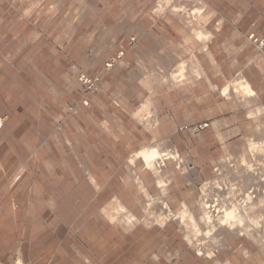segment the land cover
I'll return each mask as SVG.
<instances>
[{
	"label": "rangeland",
	"instance_id": "1",
	"mask_svg": "<svg viewBox=\"0 0 264 264\" xmlns=\"http://www.w3.org/2000/svg\"><path fill=\"white\" fill-rule=\"evenodd\" d=\"M205 1L215 13L206 25L213 34L207 44L170 13L159 17L155 10L163 0H0V113L22 108L33 119L37 105L46 107L40 125L45 140L34 142L35 127L28 124L27 146L17 140L18 152L23 156L26 150V156L34 148L39 151L31 172L44 185L46 199L55 193L50 181H55L56 174L65 189L56 213L49 212L32 189L12 190L7 180L17 167L12 156L16 147H1L0 128V264H16L20 256L24 264H86L74 250L75 244L91 255L89 264H264L262 230L250 232L255 238L263 235L256 242L253 236L238 237L237 231L223 228L216 229V238L200 235L206 253L201 256L187 243L179 220L171 219L163 227L157 220L164 206L173 211L180 208L168 202L170 191L179 199L190 196V186H195L198 196L189 207L198 213L204 184L218 169L230 160L236 166L225 172L238 177L242 155L250 161L259 157L249 152V141L264 144V103L257 92L248 97L241 70L231 74L229 66L235 65L229 56L234 55L235 46L228 49L226 45L233 41L253 47L248 35L264 36V0ZM242 15L247 27L236 32ZM211 41L220 46L214 45L213 53ZM122 51L124 55L118 57ZM112 59L114 66L108 69ZM195 59L199 68L206 63L212 73L206 102L213 115L206 117V130L223 128L228 114L235 125L210 136L212 153L201 150L203 160L215 158V165L209 170L207 164L205 173L193 164L190 149L201 136H190L198 132H193L195 126L187 127L193 123L194 108L203 107V98L199 99L203 87L197 83L205 70L193 78ZM181 63L185 71L177 77L182 80L175 82L170 76L177 74ZM80 74L100 78L93 92H84ZM149 77H154L153 88L146 84ZM228 85L232 89L224 91ZM23 89L35 92V101L24 96ZM85 97L88 107L81 103ZM148 102L142 115L136 116ZM154 145L167 154V160H158L165 166L155 169V174L145 169L143 158L133 166L127 162ZM177 154L185 160L181 165ZM86 168L98 176L100 195L85 181L83 185L76 182L87 178ZM125 179L131 180L130 186ZM115 199L141 222L130 228L122 224L129 231L125 238L118 229L114 238L106 222L105 210ZM11 201L16 212L10 211ZM146 209L151 224L142 223ZM51 224L61 225L51 229Z\"/></svg>",
	"mask_w": 264,
	"mask_h": 264
},
{
	"label": "bare ground",
	"instance_id": "2",
	"mask_svg": "<svg viewBox=\"0 0 264 264\" xmlns=\"http://www.w3.org/2000/svg\"><path fill=\"white\" fill-rule=\"evenodd\" d=\"M196 1L199 3L198 5L194 6L190 0H163V2L158 5L159 8L156 7L158 9H156V12H154L160 14L159 17L161 15H164L165 17L168 13H170L174 19L178 18L180 21L182 20L185 24L186 30L190 31V33L194 34L195 36L200 37L202 41L204 40L205 44H207V40H209L213 34L206 29V25L211 19H213L215 13L205 0ZM195 62L197 64V69L192 72L194 73V77L191 76V78H196L199 75H202L204 72L202 67H198V60L195 59ZM185 67V64H179L177 74L173 73L172 77L170 76V78L174 79L175 81L178 76H183ZM159 77L160 76H156L155 79L163 78ZM177 79L179 80L180 78ZM185 80L187 79L185 78ZM146 82L148 86L152 88L154 87V77H149ZM173 84L175 83L173 82ZM245 84L247 90L246 93L249 94L248 97H253L256 94V91L252 88L249 81L246 80ZM230 87L231 86L229 85L224 87V91L226 89H232ZM233 91L234 93L236 92L235 89ZM149 105V102L144 103L136 116L142 115L141 113L144 112L143 109H146ZM148 121L149 122H147V125L150 124V120ZM0 124L2 128L4 124V120L2 118H0ZM261 142L249 141L248 148L251 150L249 152H253V155H258L259 157L256 158L255 156V161H250L247 155H242L239 166L242 167L240 170H238V174L240 173L238 177L234 175L231 178V174L229 175L230 172H227L229 175L228 177L227 173L225 172L226 169L236 166L229 160L228 165H226V163L223 164V166L218 169L217 175L209 179L204 184L202 189L200 209L199 211L197 210L198 213L195 214L193 209H191L185 203L175 211L167 209V207L164 206L163 209L160 210V214L157 217L158 224H160L159 226L163 227L171 219L179 220L183 226V230H185L184 236L187 243L191 244L192 246L194 245L198 254L201 256L205 255L206 253L205 249L203 248V243L200 241V238H198L200 235L216 238L214 237L216 236L214 233L216 229L223 228L230 232L237 231L239 235L238 237L246 236L247 238H251L253 236L252 233H250L251 231L253 234H255L256 231H264V144ZM165 155L167 154H163L158 145H154L143 148L136 152L127 162L133 166V163L136 159L143 158L145 162V169H149V171L155 174V169L165 166L162 163L163 160L166 159L164 158ZM177 157L179 158V165H181L185 160L181 155L177 154ZM160 158L163 160L159 163L158 160ZM159 172H161V170H159L158 173ZM233 181H237V183H234ZM240 194L242 195L240 196ZM259 207H261L262 210H259ZM105 213L112 224H125L128 227H131L133 226V223H141L139 218H137L133 212L129 211L120 199H115L114 202L110 203L109 207L106 208ZM145 213L146 216L142 223L151 224L152 216L150 211L146 209ZM203 227H206L207 230L205 231ZM262 236L258 237L260 238ZM258 237L255 238L254 235L252 238L255 241V239H258ZM16 264H23L21 258ZM226 264L232 263L228 262Z\"/></svg>",
	"mask_w": 264,
	"mask_h": 264
},
{
	"label": "crops",
	"instance_id": "3",
	"mask_svg": "<svg viewBox=\"0 0 264 264\" xmlns=\"http://www.w3.org/2000/svg\"><path fill=\"white\" fill-rule=\"evenodd\" d=\"M244 19H245V15H242L237 19L238 23L235 25L236 32L245 31L244 28L247 27V24L244 23L245 21ZM235 43H238V42H235ZM216 44L214 43V41H211L209 44V49L212 53H213L212 49L214 45ZM226 45L228 49L235 46L234 55L229 56V59H231L230 61L234 63L235 65V67H232L233 69L229 66V69L231 70V74L234 72L232 70H235L236 73H238V71L241 70L244 77H246V79L250 82L252 88L257 92L261 102L264 103V52L259 54L260 51L255 46L253 47L244 46L243 44L242 46H238V44L234 45L233 41H229ZM215 47L219 48L220 46L216 45ZM203 69L205 70V76L201 77L199 79V82L197 83L198 85L203 87L202 95L199 96V99L203 98V107L198 110L194 108V113L192 114L193 123L190 125H187V127L188 126H198L204 122H207L209 121V118L208 120L206 118L207 115L208 114H210V116L213 115L211 104H208L206 102V97H208L209 92L211 90L210 84H211L212 73L206 63H204ZM21 72H23V69L21 70ZM45 78L46 77H39V79H43V80H45ZM52 82L53 81H51V85H52ZM23 92H24V96L27 95L28 98L35 101L36 99L34 96L35 92H32V91L26 92L24 89H23ZM60 100H61V97H60ZM83 107H88V106H83ZM37 108L38 109H35L36 113L31 114L33 119H29L26 115V112L22 108L20 109L18 108L16 110H9V111L0 113L1 116L6 117L4 124L1 128L2 130L1 131V147H10L13 149L16 147V149H14L13 151L14 155L12 156L15 158L14 161L17 160V163H16L17 167L16 169H14L13 174L8 177L7 181H9V187L12 190L32 189V191H34L33 194L36 195L38 199L42 198L45 201L44 203L48 207L47 208L48 211L52 213H56L58 212L57 207H59V205L62 203V197L65 193V189L62 188L61 186V182H62L61 176L59 174H56L54 177L56 178L55 181L53 180L50 181V184L55 189V193L51 194L50 197L46 199V194H45V190L43 187L44 185L41 184L37 179H35V177L32 176V172H31V169H32L31 166H34L32 161L33 159H35V157H37V155L39 154V151H36L37 149L34 148L30 153H27V155L25 156L26 150L23 148L25 150L24 155L20 156L18 152L19 145L16 143L17 140H23L25 141V146H27V142H28L27 134L29 131L28 124H30L32 127H35L34 131L36 135L35 137H32V140L34 142L35 140L40 141L42 139V142L45 140V137H43L42 135V130L40 128V125L42 121V112L43 110L46 111V107L43 104H39L37 105ZM209 111L210 113H208ZM226 116H228L226 119V124H223V128L221 129H214L212 126V128H209L208 130H206V128L203 130H200L197 135H194L192 133L190 135L189 134L190 132L188 133V131H186V133L192 137L201 136V138L199 140H196V142H194V144L191 145L190 147L191 153L194 156L193 164L197 167V169H199L200 173H205L206 169L208 168L207 164L209 166V170L212 168V166L215 165L214 157L211 156L209 160H203L200 155L201 150L203 151L207 150L208 152L212 153L214 149V145L212 144V141L209 139L210 136H214L217 133H221V132H228L229 128L235 126L230 118L233 115L228 114ZM18 117H23V119H18ZM220 122H223V120ZM18 134H23V136H20V139H19ZM66 139L70 141L69 137H67ZM35 146H38V145H35ZM193 164L191 163V165ZM168 166L169 164L167 165V169H168ZM85 170L87 171V178L84 179L82 177L81 180H76V182L79 185H83L85 181L86 183H88V185H90L91 189H93L96 195H100L101 182L98 176L95 175L92 171H89L88 168H86ZM168 170L170 172L171 168H169ZM151 180L153 184L157 185L156 184L157 179L152 177ZM198 182L199 181L196 180V183ZM128 183L130 186L131 180L129 179L128 181L127 179H125L124 184L128 186ZM189 188L193 190L191 191L190 196H181L179 199L175 198L174 193L170 191L168 202L171 204L173 208L181 207L183 203L188 204V206L195 205V202L197 201V196H198L197 189L195 188V186H192V187L190 186ZM35 189L37 190V192H35ZM10 195L12 196V194ZM12 201L9 202L8 206L11 207L10 211L16 212V209H15L16 203ZM106 219H107L106 222L108 223V225L112 227V234L114 238L116 237L117 229H118V234L124 233L123 237L124 238L126 237V233L129 232V231H126L127 228L125 226L127 225L123 224L125 226H122V225L112 224V222L108 218ZM59 225L61 224H54V225L51 224L50 228L57 229ZM238 240H240V238H238ZM73 246L72 247L74 248V250H76L77 253L79 252L78 255L81 257L83 262H85L86 264H89L92 261L91 255L87 253L82 247L76 244ZM116 248H117V244L116 245L113 244V249L116 250ZM20 258L22 261H24L22 256H20ZM20 258H18V260ZM18 260H17V263H18ZM220 262L222 263L223 261L221 260ZM47 264H51V262Z\"/></svg>",
	"mask_w": 264,
	"mask_h": 264
},
{
	"label": "built area",
	"instance_id": "4",
	"mask_svg": "<svg viewBox=\"0 0 264 264\" xmlns=\"http://www.w3.org/2000/svg\"><path fill=\"white\" fill-rule=\"evenodd\" d=\"M248 39L250 41V43L255 46L260 52H264V36H259L256 33H250L248 35ZM124 52L122 51L118 57L123 56ZM115 60L112 59L109 62H107L106 66L107 68H112L114 66ZM80 82L82 84V88L84 90L85 93H90L93 92L97 86L99 85L100 82V78L97 76H90V75H81L80 76ZM83 106H89L90 102L89 100L85 97L83 98V100L81 101ZM209 127V123L208 122H204L198 126H195L193 128V132H199L200 130H203L205 128ZM0 128H1V124H0ZM167 160V158L165 159ZM165 165V163L163 164Z\"/></svg>",
	"mask_w": 264,
	"mask_h": 264
}]
</instances>
